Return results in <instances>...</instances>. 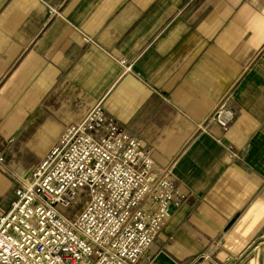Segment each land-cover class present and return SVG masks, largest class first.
I'll use <instances>...</instances> for the list:
<instances>
[{"label":"crops","instance_id":"crops-1","mask_svg":"<svg viewBox=\"0 0 264 264\" xmlns=\"http://www.w3.org/2000/svg\"><path fill=\"white\" fill-rule=\"evenodd\" d=\"M97 104L184 196L153 257L264 264V0H0L11 173L26 176Z\"/></svg>","mask_w":264,"mask_h":264},{"label":"built area","instance_id":"built-area-1","mask_svg":"<svg viewBox=\"0 0 264 264\" xmlns=\"http://www.w3.org/2000/svg\"><path fill=\"white\" fill-rule=\"evenodd\" d=\"M231 116L220 107L212 118L226 130ZM14 180L9 209L0 211V264H152L149 248L184 198L167 173L155 174L142 142L99 104ZM80 191L87 201L69 218L57 206L70 207Z\"/></svg>","mask_w":264,"mask_h":264},{"label":"rangeland","instance_id":"rangeland-1","mask_svg":"<svg viewBox=\"0 0 264 264\" xmlns=\"http://www.w3.org/2000/svg\"><path fill=\"white\" fill-rule=\"evenodd\" d=\"M37 156L38 151H31L26 155L24 164L28 165L35 162ZM14 177L17 176H14L11 173V170L5 164V170L0 172V190L4 189V195H2L3 201L0 203L1 212H6L9 209L10 202L13 200L14 189L16 187ZM86 201V193L84 191H80L76 194L75 199L70 207L62 208L60 206H57V208L61 213L70 218L72 216H77L81 212Z\"/></svg>","mask_w":264,"mask_h":264},{"label":"water","instance_id":"water-1","mask_svg":"<svg viewBox=\"0 0 264 264\" xmlns=\"http://www.w3.org/2000/svg\"><path fill=\"white\" fill-rule=\"evenodd\" d=\"M152 264H177L164 252H159L153 259Z\"/></svg>","mask_w":264,"mask_h":264}]
</instances>
